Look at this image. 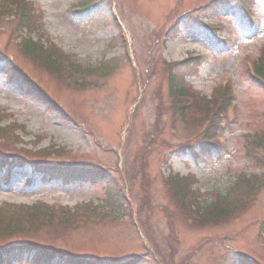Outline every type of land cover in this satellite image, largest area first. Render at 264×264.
I'll list each match as a JSON object with an SVG mask.
<instances>
[{
	"label": "rangeland",
	"instance_id": "374dc122",
	"mask_svg": "<svg viewBox=\"0 0 264 264\" xmlns=\"http://www.w3.org/2000/svg\"><path fill=\"white\" fill-rule=\"evenodd\" d=\"M28 1L44 13L43 35L47 37V41L83 64L93 66L109 60L117 64L121 60L122 50L118 47L108 49L107 44L118 34L113 23L114 18L118 21H123L124 18L128 23H124L126 28L130 30L136 68L141 75L145 72L144 60L147 57L162 56L168 62H176L186 56L196 55L201 56L202 62L198 76L186 80L198 94L208 97L218 86L219 80H229L235 94V119L230 128L224 131L225 147L220 155H214L201 164L193 162L185 151L174 154L178 148L167 150L159 146L166 138L169 123L168 112H162L161 109L157 111L159 98L167 104L160 96H165L166 93L162 70H158L148 83L149 97H154L155 100L146 98L144 101L135 120L130 142L123 150L137 192L139 189H148L151 192L154 207L157 209L153 210L151 230L153 229L156 240L161 239L159 242L162 254L170 264H214V255L219 256L222 252V241L225 246L230 247V254L252 256L264 264V245L257 241L259 221L264 217V186L260 188L257 196L246 201L232 218L221 224L191 230L174 222L171 216L173 209L159 180L160 175H194L196 184L193 188L199 189L201 194H209L200 198L201 204L206 207V204L215 202L216 195L233 196L232 189L231 194L229 192L237 176L264 172L258 170L263 168L258 166L264 163L262 151L259 149L260 153H251L246 139L247 135L264 130V92L251 86L243 73L245 61L254 62L260 48L264 46V0H254V8L251 11L262 20V27L257 32L247 28L234 0L223 6L214 19H208L199 12L193 13L201 24L208 20L219 22L220 31L215 35L209 33L201 24L196 25L185 14L186 9L192 10L210 0H101L82 13L71 11V7L79 5L81 0ZM174 19H180L178 37L151 49L155 33L167 28ZM7 25L0 26V47H4L9 39ZM220 35L237 37V45L227 52L223 45L215 41L216 36ZM162 41L161 38L160 42ZM14 52L10 51V55H15ZM15 60L25 72L27 69L31 70V64L22 60L19 54L15 56ZM8 64L9 61L0 63V109L11 115L10 121L23 126L17 134L21 135L27 144L23 145L25 148L40 149L50 145L63 148L65 153L58 156L57 162H71L72 156H75V160L83 165V160L105 166L117 164L112 154H104L102 149L94 146L91 135L93 132L98 133L96 139L99 144L104 148L116 147V152L121 155V138L117 132L124 125L122 123L125 119L127 99L136 94L127 64L119 65L104 80L98 79L96 85L89 83L86 90L76 95L62 88L61 92L56 86L44 83L49 86L46 88L51 96L57 95V98L54 96L57 102L78 114L79 123L85 124L79 127L61 122L55 115L47 113L45 107L35 101V95L25 97L22 84H7L3 72ZM29 76L39 86L43 85L41 76L36 72L30 73ZM58 96L61 100H58ZM201 127H196L194 133L197 130L199 132ZM149 134L154 138L150 143L147 141ZM194 136L193 134L190 138ZM186 139V135L180 134L175 138V144ZM151 143L155 144L148 149ZM1 153L6 154L5 150L0 149ZM121 159L123 161L124 157ZM31 174L29 168H19L11 173L9 185L0 181V204L29 205L42 201L73 207L87 202L94 205L103 202L106 203L104 207H107L108 211L118 207L117 203L115 207L107 204L103 191L104 186L108 189L107 181L96 179L95 184L64 187L59 182L43 184ZM1 175L0 172V177ZM27 180L33 182L32 187L28 186ZM124 188L129 191L133 184L128 185L125 182ZM131 198H134V195ZM119 216L120 219L109 224L98 225L89 221L87 226L71 231L70 237L65 234L64 240L56 229H38L34 233L23 231L22 236L12 235L8 242L16 239L26 242L37 240L40 245L48 248L74 256L78 254L103 264H110V261L121 263L138 255L140 249L136 239L139 234L129 227L123 211L119 212ZM31 234L36 239L31 237ZM163 237H169L167 242H164ZM56 239L57 242L45 243ZM139 264L157 262L146 257Z\"/></svg>",
	"mask_w": 264,
	"mask_h": 264
},
{
	"label": "trees",
	"instance_id": "16d2710c",
	"mask_svg": "<svg viewBox=\"0 0 264 264\" xmlns=\"http://www.w3.org/2000/svg\"><path fill=\"white\" fill-rule=\"evenodd\" d=\"M53 64H55V63H53ZM258 65H259V68L257 70V73L259 74L260 77H264V57H263V55L259 59ZM109 69L110 68L107 65L102 67V75H106V72ZM98 74L101 75V72H99ZM218 93L220 94V91ZM218 97H216L215 100H217ZM214 106H216V102H214ZM184 112H187L185 114V117H184L185 121H189L192 124L200 125L205 119L207 120L209 118V116L213 113V105L212 104L210 105V104L195 103L194 106L192 107V109H190L189 111H184ZM210 129H212L211 126L206 130V133ZM257 141H259V140L257 139ZM259 145L264 148V137L262 138V140H260ZM69 173L73 174L74 172L70 171ZM56 174H58V171H56ZM244 187H247V186H244ZM241 190L243 191V192H241V195L243 197L248 194V190H246V189H241ZM216 201L217 202L211 206V208L214 209L209 214V218L211 220L226 217L227 215H229L230 212H232V209L228 207L229 205L227 206V201H226L225 196H223V195L217 196ZM231 207L234 208L233 206H231ZM16 228L17 227H12V224H9L6 232L13 231V229H16ZM40 259L46 261V263H47V256H45V257L40 256ZM241 264H248V263L242 262Z\"/></svg>",
	"mask_w": 264,
	"mask_h": 264
}]
</instances>
